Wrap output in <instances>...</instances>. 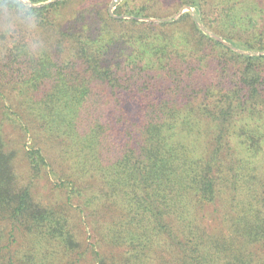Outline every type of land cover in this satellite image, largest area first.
I'll return each mask as SVG.
<instances>
[{
	"label": "trees",
	"instance_id": "trees-1",
	"mask_svg": "<svg viewBox=\"0 0 264 264\" xmlns=\"http://www.w3.org/2000/svg\"><path fill=\"white\" fill-rule=\"evenodd\" d=\"M72 2L0 0V264H264V0Z\"/></svg>",
	"mask_w": 264,
	"mask_h": 264
},
{
	"label": "rangeland",
	"instance_id": "rangeland-1",
	"mask_svg": "<svg viewBox=\"0 0 264 264\" xmlns=\"http://www.w3.org/2000/svg\"><path fill=\"white\" fill-rule=\"evenodd\" d=\"M112 1L114 2L116 0H111L110 3H113ZM132 1H135L136 3L139 4V3H141L142 0H132ZM72 4H73L72 6H77L78 4H80V2H79V0H73ZM174 6H175L174 5V0H162V5H161V9L162 10L164 9L165 11H171L174 8ZM70 8H71V6L67 9V11H69ZM186 8H188V6L181 7L180 10H179V13H181ZM2 16L3 15H0V19H1ZM4 18L7 19L6 16H4ZM10 21L14 22V19L11 18ZM5 129L7 130L8 135L11 137V139H14L16 137L15 133L13 132V129L11 128V126H7V127H5Z\"/></svg>",
	"mask_w": 264,
	"mask_h": 264
},
{
	"label": "water",
	"instance_id": "water-1",
	"mask_svg": "<svg viewBox=\"0 0 264 264\" xmlns=\"http://www.w3.org/2000/svg\"><path fill=\"white\" fill-rule=\"evenodd\" d=\"M110 6H111V5H110ZM110 6H109V11H111V9H110L111 7H110Z\"/></svg>",
	"mask_w": 264,
	"mask_h": 264
}]
</instances>
